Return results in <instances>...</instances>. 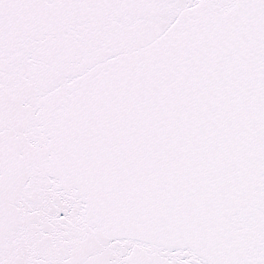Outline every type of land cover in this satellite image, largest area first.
<instances>
[{"label":"snow or ice","instance_id":"6c2138e0","mask_svg":"<svg viewBox=\"0 0 264 264\" xmlns=\"http://www.w3.org/2000/svg\"><path fill=\"white\" fill-rule=\"evenodd\" d=\"M0 264H264V0H0Z\"/></svg>","mask_w":264,"mask_h":264}]
</instances>
